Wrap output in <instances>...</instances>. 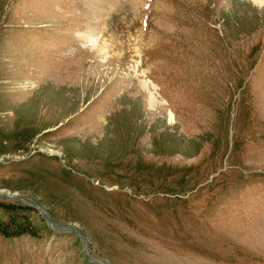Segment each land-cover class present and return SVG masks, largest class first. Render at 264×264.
<instances>
[{
	"label": "rangeland",
	"instance_id": "1",
	"mask_svg": "<svg viewBox=\"0 0 264 264\" xmlns=\"http://www.w3.org/2000/svg\"><path fill=\"white\" fill-rule=\"evenodd\" d=\"M1 191L0 264H264V1L0 0Z\"/></svg>",
	"mask_w": 264,
	"mask_h": 264
},
{
	"label": "water",
	"instance_id": "2",
	"mask_svg": "<svg viewBox=\"0 0 264 264\" xmlns=\"http://www.w3.org/2000/svg\"><path fill=\"white\" fill-rule=\"evenodd\" d=\"M0 194H5V195H9V196H12V197H16L15 195H10V193H0ZM19 198H21V199H23L25 202H27V203H30V204H32V205H34V206H36V207H39V208H41V209H43L40 205H38V204H35V203H32V202H29V201H27L26 199H24L23 197H20L19 196ZM44 210V209H43ZM75 230V229H74ZM84 253H85V255L87 256V257H90L89 256V253L86 251V249H84ZM101 260V262H99L100 264H110V263H108L105 259H100Z\"/></svg>",
	"mask_w": 264,
	"mask_h": 264
},
{
	"label": "bare ground",
	"instance_id": "3",
	"mask_svg": "<svg viewBox=\"0 0 264 264\" xmlns=\"http://www.w3.org/2000/svg\"><path fill=\"white\" fill-rule=\"evenodd\" d=\"M256 1H258V2H263L264 0H256ZM154 98V97H153ZM2 192H4V191H1L0 193H2ZM4 193H8V192H4ZM10 195H14V194H10ZM15 195H17V194H15ZM98 262H101V260H99ZM102 263V262H101Z\"/></svg>",
	"mask_w": 264,
	"mask_h": 264
}]
</instances>
